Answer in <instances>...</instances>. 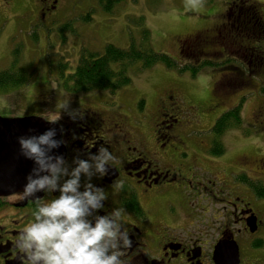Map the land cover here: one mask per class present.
Returning a JSON list of instances; mask_svg holds the SVG:
<instances>
[{
  "label": "flooded vegetation",
  "instance_id": "af4514ba",
  "mask_svg": "<svg viewBox=\"0 0 264 264\" xmlns=\"http://www.w3.org/2000/svg\"><path fill=\"white\" fill-rule=\"evenodd\" d=\"M61 1L0 0V12L20 13L27 21L28 31L45 33L59 22L57 10ZM206 36L208 41L220 45L225 55L220 76L214 83L216 100L227 97L230 91L229 94L234 92L241 96V87L250 82L252 74L259 75L264 83L262 8L249 0H230ZM192 43V51L203 44ZM50 89L41 88L38 94L43 113L54 115L61 104L69 100L67 109L61 110L60 119L56 121L66 148L64 158L70 164L76 156L87 159L100 145L108 147L118 158L105 176H94L92 183L108 193L105 208L98 210L100 215L113 208L124 209L125 227L132 241L131 247L125 250V264H264V196L247 186L246 191L252 198L246 200L235 190L242 184L238 176L246 172L243 162L237 166L236 175L230 172L229 177H225L227 180L221 178L224 182L214 186L208 185L211 177L202 181L195 178L196 172L181 175L183 169L170 166L174 162L187 163L190 158L187 149L184 153L180 150L186 146L185 109L173 98L171 90H167L157 104L155 141L150 145L147 136L138 131V122L124 101L115 104L120 111L107 113L109 109L103 104H113L94 101L93 92L97 89H66L64 101L56 110L59 101L55 91ZM117 90L107 89L112 93ZM240 96L222 113L242 105ZM143 103L144 100L141 106ZM70 110L83 115L72 119L68 114ZM32 115L46 117L39 113ZM254 121L264 125L262 97L254 112ZM211 133L206 147L210 151L216 139ZM181 153L188 156L186 161L182 160ZM158 157L169 158V164L164 162L161 166ZM188 169L191 171L190 167ZM252 170L256 173L254 179L261 182L259 187H264V152ZM218 171L221 170L218 168ZM118 183L120 187H116ZM21 192L0 195V221L9 219L10 212L16 213L10 218L11 224L0 223L2 264H22L13 238L30 218V210L35 205L30 199H22ZM211 203L221 204L219 215L212 214Z\"/></svg>",
  "mask_w": 264,
  "mask_h": 264
},
{
  "label": "rangeland",
  "instance_id": "374dc122",
  "mask_svg": "<svg viewBox=\"0 0 264 264\" xmlns=\"http://www.w3.org/2000/svg\"><path fill=\"white\" fill-rule=\"evenodd\" d=\"M229 1L120 0L111 12H107L96 0H62L57 10L59 22L45 33L28 31L27 21L20 13L0 12V71L14 68L27 73L21 86L0 91V116L22 117L39 113L51 118L49 113H43L38 94L41 88L46 91L52 88L59 101L58 109L67 89L61 80V65L64 62L67 66L62 72L67 76L76 69L82 54L102 52L108 43L126 48L131 36L139 40L140 30L146 27L150 44L156 51L166 52L179 63L189 66L199 65L204 59L211 60L212 64L198 69L195 76L189 68L179 71L161 62L143 70L138 69V65H132L128 69L131 78L128 85L114 93L97 89L93 92L96 94L94 101L112 103L103 104L109 109L107 113L120 111L115 104L120 105L124 101L138 122V131L144 133L153 145L157 104L166 91L171 90L173 98L185 109L184 118L188 125L186 136L184 134L186 146L180 150L184 153L187 149L190 158L186 164L174 162L170 166L183 169L181 175H184L183 172L187 176L196 172L195 178L202 181L211 177L208 185L214 186L224 182L221 178L227 180L225 177H229L230 172L236 175L237 166L243 162L244 174L254 179L256 173L252 168H255L256 162L259 164L264 152V125L254 121V112L261 97L264 98V83L259 75L252 74L250 82L241 87V96L240 93L229 94L230 91L225 98L216 100L217 97H213L214 83L220 76L225 55L221 53V46L208 41L206 35ZM249 1L262 8L264 14V0ZM87 16L91 17L88 21L85 20ZM204 30L206 32L201 34ZM191 41L203 44H198L197 51H192ZM120 91H123L121 95ZM239 96L243 102L240 110L242 124L232 126L219 137L224 151L213 154L212 150L206 149L208 141H211L210 128ZM142 100L143 106L140 104ZM181 156L186 161L188 156L182 153ZM158 158L161 166L170 162L167 157ZM235 190L241 198L251 200V194L246 191L247 185L242 183ZM220 208L219 203L210 204L214 216L219 215Z\"/></svg>",
  "mask_w": 264,
  "mask_h": 264
},
{
  "label": "clouds",
  "instance_id": "9594fccd",
  "mask_svg": "<svg viewBox=\"0 0 264 264\" xmlns=\"http://www.w3.org/2000/svg\"><path fill=\"white\" fill-rule=\"evenodd\" d=\"M68 103L66 100L57 113L44 119L58 121ZM68 114L72 119L83 115L75 110ZM55 137L56 130L49 128L39 135L18 138L22 155L35 164L21 192V198L32 200L35 206L13 238L22 264H125V250L132 241L124 209L113 208L100 215L98 210L105 208L108 193L92 183L94 176H105L118 158L100 145L87 159L76 156L70 164L62 155L52 154L64 143ZM41 192L45 195L38 196ZM8 215L11 218L16 213ZM10 218L0 223L11 224Z\"/></svg>",
  "mask_w": 264,
  "mask_h": 264
},
{
  "label": "trees",
  "instance_id": "16d2710c",
  "mask_svg": "<svg viewBox=\"0 0 264 264\" xmlns=\"http://www.w3.org/2000/svg\"><path fill=\"white\" fill-rule=\"evenodd\" d=\"M103 10L111 12L114 6L120 0H96ZM87 16L85 20H90ZM139 34V40H135L133 36L126 48L116 46L113 43L105 45L102 52H88L87 55L82 54L76 69L64 76L63 70L67 65L64 62L61 66V77L63 85L67 90L88 91L93 89H110L117 90L131 82L128 76L129 67L138 65V69L149 68L152 65L161 62L169 68H177L179 71L191 69L192 76L198 73V69L212 64L211 60L204 59L199 65H191L179 63L170 54L163 51H156L150 44V34L146 27H143ZM27 78V73L23 69H4L0 71V91H7L11 88L21 86ZM242 103V100H241ZM241 104L226 112L222 113L216 120L211 131L216 136L214 145L211 150L213 154H220L224 151V145L219 137L232 126L242 124L240 115ZM238 180L248 187L256 191L260 196H264V187L260 181L241 174ZM257 184V185H256ZM258 188V190H257Z\"/></svg>",
  "mask_w": 264,
  "mask_h": 264
},
{
  "label": "water",
  "instance_id": "95a60500",
  "mask_svg": "<svg viewBox=\"0 0 264 264\" xmlns=\"http://www.w3.org/2000/svg\"><path fill=\"white\" fill-rule=\"evenodd\" d=\"M54 128L56 139H61V128L56 122H50L41 116L27 115L22 117L0 116V195L23 190L26 177L35 166L34 161L24 157L20 150L18 138L42 134ZM64 144L52 150L54 155L65 156ZM41 193H37L41 196ZM253 220L250 222L252 226Z\"/></svg>",
  "mask_w": 264,
  "mask_h": 264
}]
</instances>
